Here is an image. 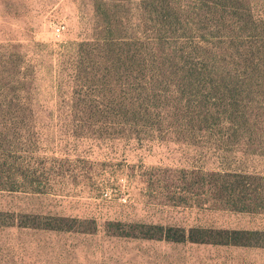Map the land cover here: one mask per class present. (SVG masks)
<instances>
[{
  "label": "rangeland",
  "instance_id": "374dc122",
  "mask_svg": "<svg viewBox=\"0 0 264 264\" xmlns=\"http://www.w3.org/2000/svg\"><path fill=\"white\" fill-rule=\"evenodd\" d=\"M0 264H264V0H0Z\"/></svg>",
  "mask_w": 264,
  "mask_h": 264
},
{
  "label": "trees",
  "instance_id": "16d2710c",
  "mask_svg": "<svg viewBox=\"0 0 264 264\" xmlns=\"http://www.w3.org/2000/svg\"><path fill=\"white\" fill-rule=\"evenodd\" d=\"M164 13L168 15V12L165 11ZM139 108L142 109V107H140V106H139ZM134 113L138 114L137 109H134ZM146 229L155 230L156 232H160V233H156L155 235H152V234L144 235L146 238H157V236H159V237L165 238L167 240H175V241L181 240V239H177L176 237H172L170 234L165 235L164 229L162 226H151L150 228H146ZM203 233H206V232H202L201 237H197L196 235L195 236L191 235V237H189V239L192 242H197V243L212 242V241H210L211 239H207V237H205L207 235H203ZM215 235L218 238H222L221 240H224V241H222L224 243H229V244H233V245L245 244V243H242V241H240L241 240L240 238H243V236L246 234H240V232H228L225 230H218V232H216ZM185 238H186V234H183L182 239H185Z\"/></svg>",
  "mask_w": 264,
  "mask_h": 264
},
{
  "label": "built area",
  "instance_id": "2783aa9c",
  "mask_svg": "<svg viewBox=\"0 0 264 264\" xmlns=\"http://www.w3.org/2000/svg\"><path fill=\"white\" fill-rule=\"evenodd\" d=\"M60 31H61V28L60 27H57L56 32L57 33H60Z\"/></svg>",
  "mask_w": 264,
  "mask_h": 264
}]
</instances>
